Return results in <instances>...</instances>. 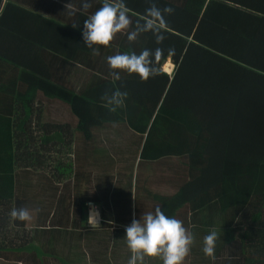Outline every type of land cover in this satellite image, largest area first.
Returning a JSON list of instances; mask_svg holds the SVG:
<instances>
[{
  "label": "trees",
  "instance_id": "1",
  "mask_svg": "<svg viewBox=\"0 0 264 264\" xmlns=\"http://www.w3.org/2000/svg\"><path fill=\"white\" fill-rule=\"evenodd\" d=\"M140 1L143 8L139 10L134 3V12L145 14L152 3L161 9H174L165 15L162 44L155 42L152 32L142 33L140 43L129 42L127 36L119 43V52L164 50L158 65L160 74L147 81L121 71L120 81L110 74V79L101 77L98 83L75 93L62 85L33 84L27 79L28 75L37 76L31 67L12 64L0 56L4 64L0 66V237L18 235L11 229L16 220L10 216L14 206L22 203L15 198L14 170L49 171L53 163V167L66 165L62 161L67 153L58 147L63 143L67 148L65 138L70 128L44 125L38 114L31 116L33 95L41 89L44 96L70 107L77 118L75 131L86 141L91 139L93 128L115 123L144 136L140 157L157 165L153 183L174 173L177 184L185 177L174 194L175 206L187 205L190 211H197L210 204L209 216L215 221L210 227L217 226L221 244H237L236 263L264 264L262 0L240 1L244 18L241 13L234 14L229 28L223 27L222 19L214 22L198 17L194 7L187 12L168 0ZM138 19L142 18L135 17L134 24ZM236 24L243 28L241 35ZM170 48L175 50L173 55L168 54ZM166 59L173 65L170 74L161 71ZM21 86L28 87L17 95ZM117 89L128 96L125 106L112 112L101 97ZM35 140L36 144L41 141L40 145L36 146ZM53 140L60 142L57 148L56 143L49 144ZM52 175L60 182L62 176ZM77 178L81 183L84 173L78 172ZM1 245L0 249L5 247Z\"/></svg>",
  "mask_w": 264,
  "mask_h": 264
},
{
  "label": "crops",
  "instance_id": "2",
  "mask_svg": "<svg viewBox=\"0 0 264 264\" xmlns=\"http://www.w3.org/2000/svg\"><path fill=\"white\" fill-rule=\"evenodd\" d=\"M0 1V56L10 60L9 62L12 61V64L18 63L23 67V63H26V67H31L37 76L28 75L27 79L33 81V84L62 85L77 93L92 83H98L101 77L110 79L112 70L107 64V57L120 51L119 43L127 34H117L108 47L94 45L98 48L99 55L92 54V49L84 44L82 37L83 21L102 6L101 0H88L92 7L87 12L82 9L84 0ZM168 1L181 6L187 12L194 7L198 11V17H205L214 22L222 19L221 23L225 28H229L234 23V14L241 13V18H244L242 15L244 8L238 5L244 0ZM261 2L264 5V0ZM125 3L133 21L135 17H144V12L138 13L132 9L134 3L139 5V10L143 8L144 5L140 0H125ZM67 4L76 9L74 15H69L68 9L65 8ZM254 15L259 16V14ZM261 17L264 15L260 14ZM73 24H78L79 27H73ZM237 27L236 24V31L241 35L240 31L242 32L243 28ZM142 38L143 34H140L135 42L140 43ZM168 63L170 61L166 59L161 64V68L164 69L166 66L173 68V65ZM1 65L4 66L3 63H0ZM27 87L21 86V91H18L17 95L24 94ZM33 96L32 117L38 114L44 125H61L70 128L71 133L69 135L67 133L65 138L67 148H63V143L59 145L58 141L49 142V144L56 143V148L59 145L58 150L67 153L62 161L66 162V165L63 167H53V165L51 169L48 168L49 171L21 167L14 170L15 198L22 201L18 205L20 208L29 209L32 220L12 222L11 229H14L18 235L14 234L5 239L0 237V245L5 246L0 249V264H127L131 257L125 238L128 224L121 223V219L116 222L114 210L110 204H106V190H101L100 182L95 181V179L100 180L99 170L94 166L98 164L99 159L87 154L81 155V158L74 155L73 148L80 138L75 131L77 118L66 103L44 96L41 89H37ZM95 129L93 128L92 132ZM143 137H140L139 148ZM40 143L41 141H38L36 144V140L34 142L36 146ZM80 171L84 173L81 183L77 178ZM53 173L62 176L60 182L54 178ZM85 173L91 174L92 181L88 180ZM153 175L151 173V177ZM159 176L160 174L157 173L156 177ZM151 177L148 179L153 187L146 189L151 193L146 192V200L140 207L143 211L154 212L157 206L163 210V201L169 202L170 198H174L178 185L186 178L184 177L177 184L174 173L156 184ZM45 183L47 186L39 193L34 192L36 195L27 192V189L41 188ZM109 187L110 185L107 186ZM163 187L166 189L164 190ZM156 194L161 197H156ZM18 206L14 207L18 209ZM184 208L183 213L175 205H169L166 212L168 216L182 220L189 231L193 229L195 242L183 264H237L236 252H233L235 257L232 253L231 256L224 255V258L221 254L215 255V260L207 257L203 252V238L212 231L210 226L214 224L205 225L200 221L204 216H209L210 204L197 211H190L187 205H184ZM97 209L99 211L95 213L94 210ZM90 215L97 217L98 227L93 228L89 225ZM220 248L223 246L221 245ZM144 264H163V262L160 258L145 257Z\"/></svg>",
  "mask_w": 264,
  "mask_h": 264
},
{
  "label": "clouds",
  "instance_id": "3",
  "mask_svg": "<svg viewBox=\"0 0 264 264\" xmlns=\"http://www.w3.org/2000/svg\"><path fill=\"white\" fill-rule=\"evenodd\" d=\"M101 4V7L83 21V42L92 49L93 55H99V50L94 45L108 47L117 34L121 33L127 34L129 42H135L140 34L152 32L155 42L158 45L162 44L165 39L163 33L167 27L165 15L174 11L171 7L161 9L152 3L145 10L144 17L136 20L134 24L125 0H101ZM91 7V3L84 0L83 11L87 12ZM65 8L68 9L69 15L75 14L76 9L70 5L67 4ZM73 27H79V25L73 24ZM174 52V49H168L169 55H173ZM163 56L164 50L160 47L154 50L144 48L139 53L131 51L110 55L107 57V64L116 81L121 80V71L136 74L141 80L147 81L160 74L158 65ZM161 71H163L162 68ZM171 71L172 66L166 74H170ZM127 96L126 91L117 89L110 93L106 91L101 98L110 106L109 110L115 112L117 108L125 106L124 101ZM10 216L14 220L25 222L32 220L29 209L23 207L13 208ZM88 223L93 228L99 226L98 221L91 215L88 218ZM125 233L127 246L131 252L127 264H144L145 257L160 258L163 264H183L195 242L193 233L185 227L184 222L174 216L166 215L159 206L155 208L154 212L143 213L139 220L133 219L131 224L126 227ZM218 239L219 234L216 230L210 231L203 238V252L213 260H215Z\"/></svg>",
  "mask_w": 264,
  "mask_h": 264
},
{
  "label": "rangeland",
  "instance_id": "4",
  "mask_svg": "<svg viewBox=\"0 0 264 264\" xmlns=\"http://www.w3.org/2000/svg\"><path fill=\"white\" fill-rule=\"evenodd\" d=\"M168 67H165L167 72H169ZM85 80L87 79L85 78ZM43 117H46L45 113ZM91 133L92 137L88 141L80 135L79 142L73 148L74 155L77 158H81V155L85 156L87 154L99 159L98 164L94 166L99 170L100 180L95 179V181L100 182L101 190H106V204H110L114 210L116 222H118V219H121V223L130 225L133 219L139 220L143 213L150 212L143 211L140 205L146 200V189L153 187L150 185L148 177H151V173H153V169L157 165L148 163L140 157V136L130 131L124 124L115 123L105 125L96 128ZM85 175H87L88 180L92 181L90 173H85ZM108 185H110L109 188H107ZM46 186L47 184L45 183L41 188L34 187L27 189V192L36 195L35 193L41 192L42 188ZM163 189L165 190L166 188L163 187ZM152 190L155 189L152 188ZM122 197L123 200L121 201ZM174 200L175 198H170L169 202L163 201L162 211L166 215L169 205H175ZM179 210L184 213V206L179 208ZM235 221L237 220L235 219ZM200 223L206 225L208 223L213 224L215 221L206 215ZM216 229L217 227H212V230ZM191 232L193 233V229ZM220 242L221 239L219 238L216 242V256L221 254L223 257L231 253L235 256L234 253L237 251V244L229 247ZM220 244L223 248H220Z\"/></svg>",
  "mask_w": 264,
  "mask_h": 264
},
{
  "label": "bare ground",
  "instance_id": "5",
  "mask_svg": "<svg viewBox=\"0 0 264 264\" xmlns=\"http://www.w3.org/2000/svg\"><path fill=\"white\" fill-rule=\"evenodd\" d=\"M169 65H170V63H168ZM166 67H168V66H166ZM169 69H170V67H168ZM163 71L165 72V73H168L166 70H165V68L163 69ZM98 210V209H97ZM95 212V211H94ZM96 220H97V217H94Z\"/></svg>",
  "mask_w": 264,
  "mask_h": 264
},
{
  "label": "built area",
  "instance_id": "6",
  "mask_svg": "<svg viewBox=\"0 0 264 264\" xmlns=\"http://www.w3.org/2000/svg\"><path fill=\"white\" fill-rule=\"evenodd\" d=\"M91 211H93V210H91ZM99 211V209L98 210H95V213H97Z\"/></svg>",
  "mask_w": 264,
  "mask_h": 264
},
{
  "label": "flooded vegetation",
  "instance_id": "7",
  "mask_svg": "<svg viewBox=\"0 0 264 264\" xmlns=\"http://www.w3.org/2000/svg\"><path fill=\"white\" fill-rule=\"evenodd\" d=\"M95 208V206H93Z\"/></svg>",
  "mask_w": 264,
  "mask_h": 264
}]
</instances>
